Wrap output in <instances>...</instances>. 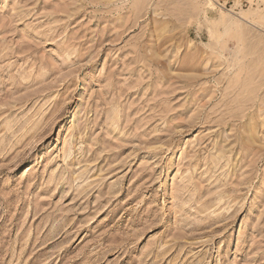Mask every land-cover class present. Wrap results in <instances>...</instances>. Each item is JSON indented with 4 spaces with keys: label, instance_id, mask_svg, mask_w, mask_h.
I'll use <instances>...</instances> for the list:
<instances>
[{
    "label": "rangeland",
    "instance_id": "374dc122",
    "mask_svg": "<svg viewBox=\"0 0 264 264\" xmlns=\"http://www.w3.org/2000/svg\"><path fill=\"white\" fill-rule=\"evenodd\" d=\"M0 264H264V0H0Z\"/></svg>",
    "mask_w": 264,
    "mask_h": 264
},
{
    "label": "crops",
    "instance_id": "0c3cea01",
    "mask_svg": "<svg viewBox=\"0 0 264 264\" xmlns=\"http://www.w3.org/2000/svg\"><path fill=\"white\" fill-rule=\"evenodd\" d=\"M224 1H230V0H224Z\"/></svg>",
    "mask_w": 264,
    "mask_h": 264
}]
</instances>
